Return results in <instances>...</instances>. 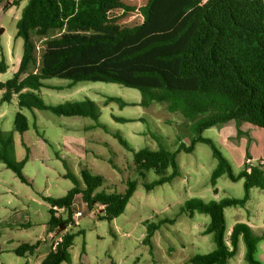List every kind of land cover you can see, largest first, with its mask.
Listing matches in <instances>:
<instances>
[{"label": "trees", "instance_id": "trees-1", "mask_svg": "<svg viewBox=\"0 0 264 264\" xmlns=\"http://www.w3.org/2000/svg\"><path fill=\"white\" fill-rule=\"evenodd\" d=\"M9 5L4 4V10ZM135 12L141 21L128 26L124 19ZM16 28V38L24 42L23 55L13 77L0 81V104L11 103L15 98L20 109L15 117V129L28 130L23 109L47 110L63 117H91L98 121V105L91 99L47 104L41 90L50 87L46 81L53 78L69 80V86L78 82L117 83L140 92L141 100L137 104L108 97L106 105L115 102L121 107L133 104L148 108L154 103L164 104L170 113H178L183 118L184 131L192 136L190 145L179 140L175 152L163 146L157 150H135L118 137L133 152V162L140 175L153 170L160 177L146 184L148 190L178 177L177 153H191L197 143L210 146L217 160L211 176L214 186L222 176L233 182L244 180L243 198L227 197L218 201L194 198L182 206V212L191 217L195 213L210 217L205 234H211L216 245L213 251L195 255L188 262L228 264L243 240L247 264H262L256 258L260 238L252 234L250 226L238 222L227 233L226 208H244L253 188L264 191V167L245 164L236 175L232 162L203 133L230 121L245 122L264 130V0H28ZM49 32H56L58 36L47 37ZM3 33L0 28V37ZM32 34L41 50L40 65L35 72L29 71L30 64L36 60ZM7 70L3 57L0 74ZM3 159L27 181L21 164ZM84 169L82 185L78 184V177L66 174L74 187L63 197L45 198L50 204L47 233L55 230L66 233L57 248L51 247L41 264L71 262L70 249L81 233L70 230L76 226L73 216L78 195L90 211L104 206L99 219L111 222L124 213L135 191V182L130 180L123 194L99 191L103 178ZM168 169H172L170 175H167ZM51 206L64 208L67 216ZM71 222L73 226L69 227ZM162 222L147 226L145 244L152 245V237ZM39 247L40 242L22 243L15 253L33 256Z\"/></svg>", "mask_w": 264, "mask_h": 264}, {"label": "rangeland", "instance_id": "rangeland-1", "mask_svg": "<svg viewBox=\"0 0 264 264\" xmlns=\"http://www.w3.org/2000/svg\"><path fill=\"white\" fill-rule=\"evenodd\" d=\"M16 1L0 0V28L4 31L0 37V61L4 57L8 65L7 72L0 74L2 82L13 77L23 55L24 42L22 38H16V23L28 0ZM6 3L10 5L4 10ZM140 21L138 12L124 19L128 26ZM55 36H58L56 32L47 34V37ZM32 37L36 60L30 64L29 71L35 72L40 65L41 50L34 34ZM46 83L51 86L42 88L41 94L47 104L91 99L98 105L99 119L63 117L47 110L23 109L21 112L27 117L29 127L22 132L15 129V117L20 111L17 100L0 104V264L34 263V256H19L15 250L22 243L40 242V246H47L45 226L50 218V204L45 198L63 197L74 187L66 174L78 177V184L82 185L84 168L103 178L99 191L123 194L129 180L135 182V191L124 213L111 222L99 219L103 215L102 207L90 211L79 195L74 207L75 211L81 210L83 216L75 220L77 224L70 230L81 233L75 237L70 249L71 262L62 264H190L191 257L215 249L213 236L205 234L210 217L200 213L191 217L181 208L194 198L204 201L243 198L244 180L233 182L222 176L214 186L211 176L217 160L210 146L197 143L193 152L177 153L178 177L148 190L146 184L160 177L153 170L140 175L133 162V152L119 142L118 137H121L135 150H157L163 146L175 152L179 140L190 145L192 139L184 131L181 115L170 113L164 104L154 103L148 108L133 105L140 102V92L117 83L78 82L69 86V80L58 78ZM108 97L133 104L121 107L111 102L106 105ZM115 117L131 121H118ZM228 123L206 130L203 136L213 139L221 150L220 131L227 128ZM4 157L11 163L21 164L26 182L7 165ZM233 170L239 174L241 168L237 162ZM171 173L172 169H168L167 175ZM251 192L253 203L247 207L257 205L264 194L258 188ZM247 207L226 208L227 229L249 219ZM61 215L67 216L65 212ZM167 219L175 222H162ZM160 222L152 245L145 244L147 226ZM39 249L40 259L46 255L47 248ZM245 254L246 245L241 240L229 264H247ZM256 258L259 259L260 254H256Z\"/></svg>", "mask_w": 264, "mask_h": 264}, {"label": "crops", "instance_id": "crops-1", "mask_svg": "<svg viewBox=\"0 0 264 264\" xmlns=\"http://www.w3.org/2000/svg\"><path fill=\"white\" fill-rule=\"evenodd\" d=\"M228 125L227 128L220 131L221 135L219 138L222 140L221 151L223 154L233 163V165L237 162L241 169L246 164L245 162L248 158L252 161V165L261 164L264 167V130L245 122H229ZM250 194H252V192H250ZM248 203L249 204L247 205H250L253 202L252 200H249ZM247 205L245 207H247ZM247 211L249 213V219L245 221V224L250 226L251 231L255 232L257 234L256 236L260 238L257 254H260L258 260L264 264V194L258 199V204L253 205L252 207L248 206ZM235 224L227 229L228 234H230ZM47 234V246H40V248H47L46 255L39 259L37 251L40 249L38 248L33 255L35 257L33 264H35L36 261H38V264H41L51 249L49 233Z\"/></svg>", "mask_w": 264, "mask_h": 264}, {"label": "built area", "instance_id": "built-area-1", "mask_svg": "<svg viewBox=\"0 0 264 264\" xmlns=\"http://www.w3.org/2000/svg\"><path fill=\"white\" fill-rule=\"evenodd\" d=\"M245 163L248 165H252V161L249 159H247ZM100 207L103 208L104 206H100ZM51 208L54 211H57L59 214L65 212L64 208H59L58 206H51ZM82 216H83V212L81 210H78V211L74 210V216H73L74 224H77V222H75V220H77L78 218H80ZM72 226H73V223L71 222L69 227H72ZM65 233H66V231H64L62 233H58L56 230L53 232H49L50 246L53 248H57V246H59V244L63 241Z\"/></svg>", "mask_w": 264, "mask_h": 264}]
</instances>
